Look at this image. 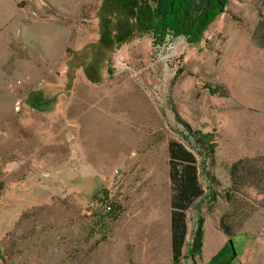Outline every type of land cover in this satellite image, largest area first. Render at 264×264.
Listing matches in <instances>:
<instances>
[{
	"label": "rangeland",
	"instance_id": "374dc122",
	"mask_svg": "<svg viewBox=\"0 0 264 264\" xmlns=\"http://www.w3.org/2000/svg\"><path fill=\"white\" fill-rule=\"evenodd\" d=\"M143 3L0 0V264H174L171 142L196 156L204 191L186 212L178 264H264V0H231L201 42L170 36L161 46L137 22ZM52 83L68 124L75 101L85 104L79 115L115 119L124 168L84 172L78 152L35 151L47 122L66 129L52 126L57 116L33 117L31 132L21 100ZM20 137L25 154L15 150ZM105 191L122 210L102 223Z\"/></svg>",
	"mask_w": 264,
	"mask_h": 264
},
{
	"label": "trees",
	"instance_id": "16d2710c",
	"mask_svg": "<svg viewBox=\"0 0 264 264\" xmlns=\"http://www.w3.org/2000/svg\"><path fill=\"white\" fill-rule=\"evenodd\" d=\"M230 1L143 0V5L138 9L137 22L146 28L147 34L151 35L156 45L165 44L170 36L174 39L184 38L188 43L195 44L204 39V34L218 17L227 13ZM144 9L148 10L149 19L143 18ZM108 72L111 73L110 70ZM168 151L173 209L171 249L173 263L178 264L183 255L188 235L186 212L203 196L204 191L198 180L196 156L178 142H171ZM241 163L243 162H238L233 166L232 175L239 173ZM99 202L103 209V213L99 217L100 220H103L102 223L117 218L121 213L122 207L119 201L109 198L106 191L103 192V198H99ZM226 234L230 235L229 232ZM202 237L201 230L198 229L193 245L195 252L201 249ZM0 258L2 257L0 256Z\"/></svg>",
	"mask_w": 264,
	"mask_h": 264
},
{
	"label": "crops",
	"instance_id": "0c3cea01",
	"mask_svg": "<svg viewBox=\"0 0 264 264\" xmlns=\"http://www.w3.org/2000/svg\"><path fill=\"white\" fill-rule=\"evenodd\" d=\"M82 72H76L73 83L74 87L77 86L76 90L78 91L79 97L83 101H87L91 96L85 93L88 86L83 83ZM59 86V83H52L50 87H41L39 90L27 93L23 100H21L20 123L27 125L31 132L34 123L32 122L33 117H37L43 123V120H50L57 116L59 120L55 124L51 123L52 126L58 125L59 129H66V132L61 134L59 131H51L49 128L46 129L50 124L47 122L45 126L38 129L36 135H32L38 141L35 151L37 152V149L45 150V152L53 155V159L62 158V150L64 149L67 151V155L70 151L74 153L78 152V155L82 157L83 163L81 162V166H83L84 172H90L92 169L101 174L110 173L112 166L116 163L124 168L125 157L121 156V158H118L116 156V148H118V143L121 141L119 137L122 136V131L118 130L117 132V122H115V119L106 116L102 111H90L79 115L76 110L85 104H77L78 102L75 101L69 104L66 109L70 120H72V124H68L61 119L63 115L61 111L64 104H53L56 98L50 95L58 93L59 90L57 88ZM37 93L40 95L39 99H36ZM68 125H70L69 128ZM28 141V149L31 151L33 145L30 144L31 139ZM48 141L52 143H48ZM25 142L24 138H18V143L15 144L16 152L25 154L24 151L27 147ZM31 154L29 152V156H34L36 160L40 158V154L38 153L32 154V156ZM65 162H68V159ZM56 172L59 171L56 170Z\"/></svg>",
	"mask_w": 264,
	"mask_h": 264
},
{
	"label": "built area",
	"instance_id": "2783aa9c",
	"mask_svg": "<svg viewBox=\"0 0 264 264\" xmlns=\"http://www.w3.org/2000/svg\"><path fill=\"white\" fill-rule=\"evenodd\" d=\"M18 84L20 85V84H21V82H19ZM16 86H17V85L10 84V85H9V89H10V90L13 92V91H15V90H16ZM115 174H116V175H118V174H119V172H118V171H115Z\"/></svg>",
	"mask_w": 264,
	"mask_h": 264
}]
</instances>
